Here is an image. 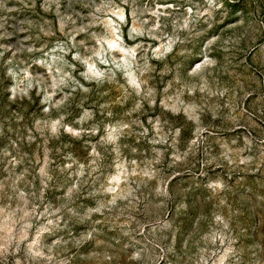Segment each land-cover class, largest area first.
I'll use <instances>...</instances> for the list:
<instances>
[{
  "label": "rangeland",
  "instance_id": "374dc122",
  "mask_svg": "<svg viewBox=\"0 0 264 264\" xmlns=\"http://www.w3.org/2000/svg\"><path fill=\"white\" fill-rule=\"evenodd\" d=\"M0 264H264V0H0Z\"/></svg>",
  "mask_w": 264,
  "mask_h": 264
},
{
  "label": "bare ground",
  "instance_id": "6f19581e",
  "mask_svg": "<svg viewBox=\"0 0 264 264\" xmlns=\"http://www.w3.org/2000/svg\"><path fill=\"white\" fill-rule=\"evenodd\" d=\"M109 44H110L111 48H114L115 47V45L113 44V42H110Z\"/></svg>",
  "mask_w": 264,
  "mask_h": 264
}]
</instances>
